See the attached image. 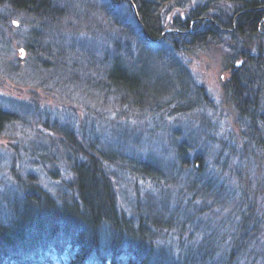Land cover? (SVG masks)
<instances>
[{"label": "trees", "instance_id": "16d2710c", "mask_svg": "<svg viewBox=\"0 0 264 264\" xmlns=\"http://www.w3.org/2000/svg\"><path fill=\"white\" fill-rule=\"evenodd\" d=\"M76 1L0 0V21L18 15L20 23L28 24L24 48L29 55L48 72L53 69L57 80L63 81L67 71L77 78L69 81L81 91L118 94L120 101L128 98L140 108L167 100L171 103L167 108L176 106L172 115L201 108L202 99L207 102L182 56L146 50L150 44L126 0L119 5L117 0ZM131 1L148 38L163 40L176 54L229 39L228 79L222 89L233 107L242 149L224 156V148L231 144L224 142L213 160V178H206L198 192L181 203L183 209L169 208L166 202L172 198L165 191L161 199L135 202L127 215L119 208L113 183L117 168L125 166L115 150L93 129L78 137L67 124L45 122L47 131L58 136L53 146L58 153L51 158L39 155L36 164L39 169L49 168L52 181L61 174L71 180L56 184L53 192L31 178L24 183L16 176L19 192L0 199V264H52L53 257L65 252L67 264H264V240L259 241L264 239V46L253 45L256 38H264V0ZM167 29L185 34L161 38ZM96 42L101 43L99 48ZM76 71L81 74L76 76ZM167 72L179 78L174 81ZM191 99L186 110L178 109ZM29 108L25 105L23 114L34 115ZM16 117L0 108V130ZM189 148L181 143L180 155L188 154ZM160 160L135 158L124 170L160 189L156 185L162 173ZM200 160L198 154L194 156L195 181L202 172L197 169ZM181 162L186 166V161ZM199 200L198 220L185 221L190 218L189 206ZM226 205L232 209L225 216L218 210ZM216 212L221 218L218 225L209 217L203 222L202 215L210 213L213 218ZM174 233L175 243L165 245Z\"/></svg>", "mask_w": 264, "mask_h": 264}, {"label": "rangeland", "instance_id": "374dc122", "mask_svg": "<svg viewBox=\"0 0 264 264\" xmlns=\"http://www.w3.org/2000/svg\"><path fill=\"white\" fill-rule=\"evenodd\" d=\"M78 2L82 0L76 1L75 4ZM125 11L126 9L122 12ZM17 16L14 18L9 16L11 20L9 19L8 22L4 19L0 21V108L17 115L14 121L5 124L0 130V199L9 192H19L17 183L20 182L16 178L17 175L24 183L29 178L33 179L46 191H53L56 184L71 180L69 176L65 178L61 174L59 180L52 181L49 168L44 166L39 169L40 166L36 164L35 159L39 155L51 158L52 153H58V148L53 147L57 146L58 136L56 138L53 133L47 131L44 127L45 122L49 126L54 121L60 125L67 124L73 128L78 137L81 133L87 134L93 129L102 142L109 144V147L115 150L121 164L125 166L117 168L113 183L116 187L119 208L127 215L131 214L135 202L148 201L149 198H152L151 202L153 199H161L163 195L165 196V191L172 198L166 202L167 206L172 209H183L181 203L192 198L206 178H213L216 173V169L211 168L216 166L213 160L222 146L224 148V142L231 143L227 145L228 148H224V156H230L233 151L242 149L243 142L240 141V130L235 124L233 107L226 102L222 89L223 83L228 79V71L225 68L226 44H232L228 38H225L220 45L209 44L202 49L186 53L182 49L179 54H176L163 40L148 39L150 44L148 46L150 48L146 49L148 52L153 50L152 52L155 51L157 54L166 52L167 55L182 56L180 60L185 64L193 81L195 80L203 90L201 96L207 97V102L201 100V108L172 115L171 111L176 106L167 108L171 106L167 100L160 99L159 105L154 106L152 102L151 106L140 108V105H136L128 98L124 102L120 101L118 94L113 96L85 89L81 91L78 86L71 83L73 81H69L70 79L76 81L77 78H71L67 71L62 76L63 81L55 79V71L52 69L48 72L43 65L39 66V61L36 62L38 58L36 60L32 58L24 48V41L28 38V24L20 23ZM170 30H165L163 35ZM173 32L177 35L185 34L174 29L171 33ZM163 35L162 37H165ZM95 44L97 48L101 45L100 42ZM253 45L264 46V38H256ZM137 54V52L132 53V55ZM75 73L78 74H75L76 76L81 74L79 71ZM167 74L174 81L179 78L178 74L173 72ZM58 84L61 86L59 87ZM193 101L189 100L178 109L186 110ZM25 105L33 110L34 115L29 111L23 114ZM84 136L83 134L81 137ZM181 143L190 146L188 154L183 153L186 154L185 156L180 155L182 151L178 149ZM197 154L202 159L200 163L197 162L199 164L197 169L202 172L200 179L195 181L192 165ZM148 156L161 158L162 173L160 172L159 184L156 185L163 190L156 189L151 181L124 170L125 167L132 166L133 159L144 161ZM180 157L183 162L186 161V166H183ZM63 168H66V164ZM60 170L62 171L61 168ZM167 174L169 177L166 176ZM210 200H207L209 206ZM200 203L199 200L189 206L190 218L185 221L195 224L198 220L196 207ZM174 205L176 206L173 208ZM3 206L5 205L2 204ZM231 209L226 205L218 211L223 210L226 216ZM218 213L216 212L213 218L210 217V213L202 215L203 222L209 217L213 219L214 225H218L221 221ZM183 219L182 216L178 221L182 223ZM6 222L10 221L7 219ZM187 234L185 232L182 240L186 239ZM176 235V233L169 234L164 244L175 243ZM263 240L261 237L259 241ZM68 254L65 252L60 258L53 257L52 264H67Z\"/></svg>", "mask_w": 264, "mask_h": 264}, {"label": "water", "instance_id": "95a60500", "mask_svg": "<svg viewBox=\"0 0 264 264\" xmlns=\"http://www.w3.org/2000/svg\"><path fill=\"white\" fill-rule=\"evenodd\" d=\"M128 1H129V0H128ZM131 7H132V10H133V12H134V14H135V17H136V19H137V22H138V24H139L140 28L142 29V31H143V32H144V34L146 35V33H145L144 29H143V26H142V24H141L140 20L138 19V16H137V13H136V10H135V7H134V5H133V4H131Z\"/></svg>", "mask_w": 264, "mask_h": 264}, {"label": "bare ground", "instance_id": "6f19581e", "mask_svg": "<svg viewBox=\"0 0 264 264\" xmlns=\"http://www.w3.org/2000/svg\"><path fill=\"white\" fill-rule=\"evenodd\" d=\"M126 1H127V2H128L130 5H131V4H133V5H134V3H133L131 0H129V1H128V0H126ZM115 4H116V5H119V4H121V2H120V1H119V2H115ZM201 21H205V19H202ZM172 30H173V29H171L169 33H171V32H172ZM176 32H177V31H176ZM169 33H167V34H169ZM171 34H174V32H173V33H171ZM178 34H180V33H178Z\"/></svg>", "mask_w": 264, "mask_h": 264}]
</instances>
